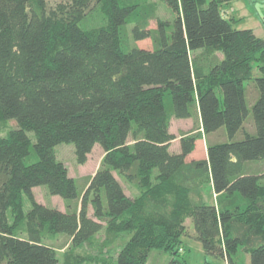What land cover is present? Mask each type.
Returning a JSON list of instances; mask_svg holds the SVG:
<instances>
[{"label":"trees","instance_id":"16d2710c","mask_svg":"<svg viewBox=\"0 0 264 264\" xmlns=\"http://www.w3.org/2000/svg\"><path fill=\"white\" fill-rule=\"evenodd\" d=\"M160 1L172 21L148 0H0V121L17 125L0 137V264H59L49 236H68L77 250L103 229L127 235L116 264H147L153 251L187 264L189 219L216 261L206 264H238L242 253L264 264V173L247 170L264 161V39L226 17L223 6L234 0ZM93 5L107 24L84 29ZM131 23L133 39H150L152 49L124 48ZM250 81L259 93L252 105ZM250 106L256 133L245 130ZM186 119L195 127L176 153L172 121ZM223 127L228 142L187 161L198 140ZM60 144L75 146L80 165L96 145L104 151L82 193L57 156ZM121 179L135 182L137 194ZM207 186L216 202L192 199ZM40 187L67 211L39 203ZM93 260L69 252L65 264Z\"/></svg>","mask_w":264,"mask_h":264},{"label":"rangeland","instance_id":"374dc122","mask_svg":"<svg viewBox=\"0 0 264 264\" xmlns=\"http://www.w3.org/2000/svg\"><path fill=\"white\" fill-rule=\"evenodd\" d=\"M50 7H53L61 2H67L68 0H46ZM152 3L156 2L159 5V16L165 20H173L175 15L174 12L160 0H148ZM223 11L227 18H233L235 20L234 27L237 29H251L254 33L264 39V0H234L233 2L224 5ZM107 24V19L103 13L102 8L98 5H93L91 10L88 11L82 27L84 29L94 30L103 27ZM150 28L155 29L157 27L156 21H150ZM133 23L128 24L123 29L124 48L138 47L141 49H152L153 42L150 39L135 41L133 39ZM219 57L220 54H219ZM255 77L260 76L259 72L254 70ZM246 91L249 105H252L253 100L256 99L257 88L254 81L246 83ZM259 94V93H258ZM249 116L245 122V130L249 132H255L253 130V111L250 106ZM195 123L193 121H179L175 120L172 125V132L176 136V140L172 143L171 149L173 151L180 150V138L184 133H188L194 129ZM17 127L14 121H0V137H6L11 130ZM193 127V129H192ZM29 136L35 144V137L33 133H29ZM244 138V130L238 132L234 140H242ZM229 141L226 129L223 127L216 133L209 135L208 139L203 137L198 140L195 150L188 158V162L196 159H203L207 157L208 145L211 143H225ZM33 152L34 147L32 148ZM58 158L64 162L69 170L70 177L76 180L78 192L82 193L88 187L90 179L101 166V162L104 157V151L100 145H96L92 153L88 157V161L84 165H80L76 161L75 146L73 144H60L56 147ZM247 170L253 171V173H264V161H254L247 164ZM117 175V174H116ZM117 178L119 176L117 175ZM127 194L133 196L137 194V185L128 184L122 181ZM264 184V182H263ZM36 200L45 204L49 207L57 208L61 211H67L66 203L58 196H52L48 193L46 187H40L34 189ZM192 199L199 200L203 199L206 202H216L217 195L211 187L207 186L201 189L200 192L193 190ZM80 200L76 201V205L79 204ZM31 209V203L28 199H25L24 210L28 212ZM90 214L93 215V208L90 207ZM9 220L12 222L11 216ZM187 232L183 237L185 251L182 254L183 259L186 260L187 264H206L208 262H216L212 257L207 256L202 248L201 243L197 240L195 230L193 228L192 221H187ZM127 239V235L115 238L109 235L106 229H103L93 240L92 243H87L83 247L77 250H72L71 239L68 236H52L47 238L49 245L53 246L59 257L60 263L65 264V257L67 253L73 252L74 255L83 256V258H94L93 261H87L82 264H116L117 255L123 244ZM172 257L170 254L163 253L160 251H153L147 264H170ZM86 261V260H85ZM241 263L238 264H250L247 253L241 254Z\"/></svg>","mask_w":264,"mask_h":264},{"label":"crops","instance_id":"0c3cea01","mask_svg":"<svg viewBox=\"0 0 264 264\" xmlns=\"http://www.w3.org/2000/svg\"><path fill=\"white\" fill-rule=\"evenodd\" d=\"M258 97V91H257V93H256V98ZM174 121L175 120H173L172 121V125L174 124ZM179 121H192L191 119H186V120H179ZM172 125H171V129H172ZM192 129H193V127H192ZM171 132H172V130H171ZM173 134H174V132H172ZM211 135V134H210ZM204 137H206V139H208V137H209V135H207V136H204ZM174 142V141H173ZM198 143V142H197ZM214 143H211V145H213ZM196 146H197V144H196ZM174 152H176V153H178V152H180V150H175ZM190 157V156H189ZM188 157V158H189ZM208 158V155H207V157H204L203 159H207ZM188 160V159H187ZM196 160H200V159H196ZM191 162V161H190Z\"/></svg>","mask_w":264,"mask_h":264}]
</instances>
